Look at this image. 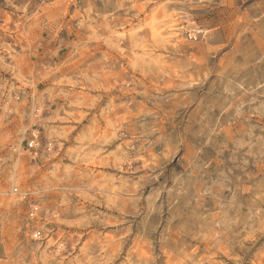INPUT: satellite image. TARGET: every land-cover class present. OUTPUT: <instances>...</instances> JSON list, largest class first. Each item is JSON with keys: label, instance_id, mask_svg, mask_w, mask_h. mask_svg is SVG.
Returning a JSON list of instances; mask_svg holds the SVG:
<instances>
[{"label": "rangeland", "instance_id": "374dc122", "mask_svg": "<svg viewBox=\"0 0 264 264\" xmlns=\"http://www.w3.org/2000/svg\"><path fill=\"white\" fill-rule=\"evenodd\" d=\"M21 6L20 0H0V146L8 144L7 151L14 150L20 161L17 176L0 180V232L20 239L29 235L39 249V264L57 252V260L71 252L81 264L97 253H107L111 264H264V235L257 233L243 249L229 247L235 233L258 227L264 216V180L257 178L264 176V97L249 93L242 106L221 98V107L212 109L215 117H206L205 148L214 158L208 184L183 193L168 209L161 188L147 184L136 192L134 208L110 207L123 193L108 198L105 186L96 185L107 177L119 188L117 180L131 177L126 172L116 177L120 169L108 167L112 157L101 159L78 147L79 139L94 137L97 127L117 120L127 125L122 139L132 145L139 143L133 135L141 124L187 120L194 90L207 81L182 75L174 63L203 59L201 47L212 50L223 96L228 81L239 83L247 72L256 79L249 77L243 87H256L261 72L234 74L236 49L204 26V10H185V15L165 0H91L68 24L46 19L31 6L27 14L17 11ZM214 15L219 12L207 17ZM140 23L144 27L137 28ZM170 29L179 30L182 43L175 45V37L165 34ZM32 132L39 135V149L28 146ZM65 133L71 142L61 139ZM55 141L57 154L71 155L45 156L42 149L47 145L51 153ZM28 153L35 158L32 165L24 161ZM40 159L51 166L40 169ZM89 170L94 187L85 189L74 177Z\"/></svg>", "mask_w": 264, "mask_h": 264}, {"label": "clouds", "instance_id": "9594fccd", "mask_svg": "<svg viewBox=\"0 0 264 264\" xmlns=\"http://www.w3.org/2000/svg\"><path fill=\"white\" fill-rule=\"evenodd\" d=\"M8 2L11 3V0ZM20 2L22 6L17 11L27 14L31 6L46 19L52 17L71 24L72 21L81 17L82 11L87 10L83 7L84 3H91V0H20ZM165 2L178 7L185 15H187L185 10H204L201 13L206 17L202 21L204 26L209 28V32L219 42L227 43L230 50L236 49L237 66L234 68V74L239 75L245 69H256L261 72V76L256 80L254 88L243 87L245 80H248L249 77L256 79L254 72L245 73L239 83L229 80L230 87H224V92H228V96H223L220 89L224 85V81L215 79L218 70L212 50L201 47L198 50V55L203 59L192 63L189 58L182 65L179 61L174 63V66L180 68L182 75L190 78L194 73L198 78L196 82L207 81L206 87L194 90V94L189 100L190 114L187 120L184 118L156 119L147 127L141 124L133 135V139L139 141L136 145H132L131 140L122 139L125 132L121 129L124 128L126 131L127 125L119 120L115 125L97 127L94 137L86 136L79 139L80 152L88 149L89 152L101 159L107 160L108 157H112L114 162L108 167L120 169V172L115 173L116 177H119L121 172H126L131 177L127 181L117 180L120 187L116 189L111 188V178L107 177L102 178L96 185L105 186L107 191L103 193L104 195H111L112 191L123 193L119 197L118 205L115 202H110L109 205L116 207L121 212L128 206L134 208L135 202H138L136 192L144 184L150 188H161V202L164 203L166 209L173 206L183 193L190 194L193 190H198L201 186L208 184L207 174L212 171L208 168V164L212 163L214 158L207 155L205 148V130L209 124L206 117H215V112L212 109L221 107V98L225 102H239L242 106L243 98L249 93H255L256 97H264V0H165ZM12 6L15 7L14 4ZM213 10H217L219 16L207 17V14ZM27 18L33 19V16L28 15ZM212 23H215L217 27H210ZM206 43L207 41L203 42V44ZM189 69L192 70L191 73H189ZM184 87L190 88L191 84L186 83ZM237 92L239 95H236ZM83 130L81 127V131ZM77 137H80L79 132ZM61 139H68L71 142V138L66 133ZM85 139L87 143L84 142ZM113 142H117L120 146L117 147ZM56 144H59V141L54 142L51 153L45 145L42 149L44 155H57V160L71 155V153L65 152L57 154ZM36 147L39 149L40 144H37ZM7 149L8 144L0 146V180L17 176L20 167V161L16 157L15 151L9 152ZM34 159L31 153L24 157L25 163L29 165L33 164ZM244 163L246 165L247 161ZM36 165L40 169L51 166L50 164L46 165L42 159L36 160ZM36 165H33L34 170ZM122 165L126 167L122 168ZM261 166L264 167V164ZM76 167L77 165L73 164V168ZM38 178L39 173H37ZM74 178L78 179L85 189L94 187L91 181L95 180V177L91 175V170L83 172L82 175H76ZM257 178L264 180V176L259 174H257ZM86 181L87 183H85ZM253 182L255 181L253 180ZM181 206H183V201L180 205H176V207ZM173 210L175 209L173 208ZM257 233L264 235V216L261 217L258 227L249 230L244 235L239 232L235 233L234 239L229 242V247L243 249L245 241L258 238ZM38 252L39 249L32 243V238L29 235L24 234V238L20 239L15 233L0 232V264H39L41 257L37 255ZM101 252L104 250L102 249ZM57 256H59V252L56 255L50 254L45 258V264H81V261L72 256L71 252L60 257L59 260L56 259ZM97 257H90L87 264H111V259L106 258L107 253L104 255L97 253ZM235 259L239 262L240 257H235ZM193 264H197V262L194 260Z\"/></svg>", "mask_w": 264, "mask_h": 264}, {"label": "bare ground", "instance_id": "6f19581e", "mask_svg": "<svg viewBox=\"0 0 264 264\" xmlns=\"http://www.w3.org/2000/svg\"><path fill=\"white\" fill-rule=\"evenodd\" d=\"M159 1H163V0H159ZM153 2V1H152ZM146 4V3H145ZM153 4V3H152ZM148 12H150L149 10H148ZM150 18V16H145V18H144V20L146 21V20H148ZM161 18V17H160ZM156 19V18H155ZM154 20V18L153 17H151L150 18V22H152ZM157 20V19H156ZM139 22V21H138ZM157 23V22H156ZM137 24V23H136ZM155 24V23H154ZM154 24H150V26H152V30H154V31H157V26L155 27V25ZM143 25V24H142ZM141 25V23H140V25L138 24V26H137V28H142V27H144V26H142ZM144 25H145V23H144ZM158 25V24H157ZM167 25H168V23H167ZM167 27H169V26H167ZM173 27H175V26H173ZM172 27V28H173ZM134 28H136V27H134ZM140 30V29H139ZM150 30V29H149ZM137 31V30H136ZM141 31V30H140ZM179 30H174V29H170V30H168L165 34L166 35H169V36H174L175 38V40H174V43H175V45L176 44H180V43H182L181 42V38L179 37V36H177L175 33L176 32H178ZM151 32H153V31H151ZM158 32V33H157ZM155 34H161L160 33V31H157ZM136 34H137V32H136ZM154 34V33H153ZM158 64V63H157ZM123 175V174H122ZM125 179V178H124ZM111 188L112 189H116V186H115V183L111 180ZM104 189V188H103ZM102 190V189H101ZM105 190V189H104ZM103 191V190H102ZM107 191V189L105 190V192ZM117 195H119L117 192H115V191H112L111 192V195H107V197L108 198H115V197H117ZM120 195H121V193H120ZM34 235H36V234H34ZM60 246V245H59ZM58 246V247H59Z\"/></svg>", "mask_w": 264, "mask_h": 264}, {"label": "built area", "instance_id": "2783aa9c", "mask_svg": "<svg viewBox=\"0 0 264 264\" xmlns=\"http://www.w3.org/2000/svg\"><path fill=\"white\" fill-rule=\"evenodd\" d=\"M38 141H39V135H38V133L37 132H32L31 133L30 140H29V143H28V146L33 150L36 147V145L38 144ZM13 190H16V188H14ZM34 234H36L34 236H37V235H39V232L38 231H35Z\"/></svg>", "mask_w": 264, "mask_h": 264}]
</instances>
